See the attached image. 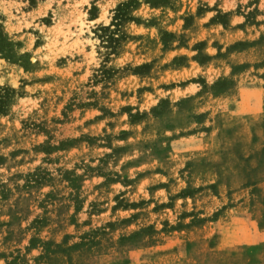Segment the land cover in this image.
<instances>
[{
	"label": "rangeland",
	"instance_id": "374dc122",
	"mask_svg": "<svg viewBox=\"0 0 264 264\" xmlns=\"http://www.w3.org/2000/svg\"><path fill=\"white\" fill-rule=\"evenodd\" d=\"M93 1L0 0V264H264V0Z\"/></svg>",
	"mask_w": 264,
	"mask_h": 264
},
{
	"label": "trees",
	"instance_id": "16d2710c",
	"mask_svg": "<svg viewBox=\"0 0 264 264\" xmlns=\"http://www.w3.org/2000/svg\"><path fill=\"white\" fill-rule=\"evenodd\" d=\"M133 6L130 1L121 2L117 8L115 9V14L113 16L112 22L109 26H101L104 29H108L111 25L115 26V32H110L106 38L103 37L102 41L105 44H115L118 40L122 39V34H118L119 32V25L121 21L124 20H134L131 16L127 15V9ZM115 36V37H114ZM10 42L2 30V25L0 23V53H2V49L8 50ZM108 47V46H107ZM7 56V55H6ZM7 58L10 59L9 56ZM14 89L8 86H0V114L4 113L9 105V102L14 94Z\"/></svg>",
	"mask_w": 264,
	"mask_h": 264
},
{
	"label": "crops",
	"instance_id": "0c3cea01",
	"mask_svg": "<svg viewBox=\"0 0 264 264\" xmlns=\"http://www.w3.org/2000/svg\"><path fill=\"white\" fill-rule=\"evenodd\" d=\"M97 2H98V1H96V0L93 1V3H94L95 5L97 4ZM31 9H35V7H34V6L31 7ZM93 18H94V19H92V20H97V19H98V16H94Z\"/></svg>",
	"mask_w": 264,
	"mask_h": 264
}]
</instances>
